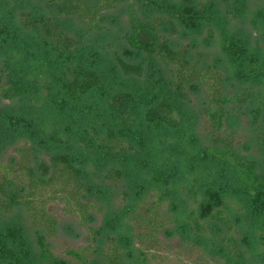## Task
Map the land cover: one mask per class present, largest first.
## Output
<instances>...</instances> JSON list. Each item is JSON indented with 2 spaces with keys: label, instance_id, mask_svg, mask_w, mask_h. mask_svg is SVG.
I'll return each mask as SVG.
<instances>
[{
  "label": "trees",
  "instance_id": "trees-1",
  "mask_svg": "<svg viewBox=\"0 0 264 264\" xmlns=\"http://www.w3.org/2000/svg\"><path fill=\"white\" fill-rule=\"evenodd\" d=\"M25 1L0 0V100L26 102L0 115V129L8 142L21 123L27 138L11 145L13 157H0V264L30 263L3 231L18 208L38 257L53 264L47 239L59 220L51 200L85 228L87 244L69 249L83 263L168 261L161 237L173 229L192 258L185 264H264V41L234 28L240 11L254 27L264 0H208L223 17H199L195 27L193 16L185 20L189 0H152L166 11L148 15L133 0ZM122 4L128 30L120 40L133 61L105 40L104 15ZM70 20L83 31L71 34ZM95 44V58H84ZM148 66L157 67L156 81L144 78ZM107 70L131 83H112ZM182 107L194 109L193 123ZM33 111L45 125L42 149L26 126ZM122 156L138 158L135 169L126 171ZM139 159L154 169L138 183ZM100 184L114 194L99 199ZM93 213L104 224L91 223Z\"/></svg>",
  "mask_w": 264,
  "mask_h": 264
},
{
  "label": "rangeland",
  "instance_id": "rangeland-1",
  "mask_svg": "<svg viewBox=\"0 0 264 264\" xmlns=\"http://www.w3.org/2000/svg\"><path fill=\"white\" fill-rule=\"evenodd\" d=\"M135 7L141 15H148L150 13H153L155 11L161 12V11H166L164 4L161 1H148L147 0H133ZM191 7H188L187 9H190L189 13H185V20L191 19V16L193 20L190 21V24H193L195 27L196 23L202 22L199 17H206V20L209 21H214L215 18H222L223 17V11L222 9L215 3L210 2L208 0H189L188 2ZM25 4H28L30 7L35 4H37V1H25ZM253 3V7H254ZM189 6V5H188ZM161 10V11H159ZM183 11V9H182ZM184 12V11H183ZM244 11L239 12V16H236L237 19L234 24V28L240 29V30H245L247 31L252 38H258L261 41H264V12H258L257 15L255 16V25L251 24V22L248 20L246 15L243 13ZM4 13H1L0 11V16L3 15ZM204 22L203 24H205ZM103 24L107 28V33H106V41L110 40L111 42L115 43L118 47L119 52L122 54L123 58L128 60V61H133L136 56V52L128 47L123 41H121L120 36L123 35L127 30H128V23H127V5L122 4L119 8L113 11H109L104 15V21ZM66 28L69 30L71 34H79L82 30V25L78 23L77 21H68L66 23ZM205 25L201 27V31L199 34L204 35V29ZM203 31V32H202ZM197 37V36H195ZM205 37V35L203 36ZM194 36H189V35H184L181 40H186V39H192ZM198 38V37H197ZM98 43V42H97ZM92 50L89 47H85L83 50V55L84 58H95L96 56L94 54V49H96L97 44L92 46ZM100 55L102 54L101 52L99 53ZM98 54V55H99ZM109 67V66H108ZM107 68V67H106ZM153 66H148L144 78H147V81H153L158 79L159 72L157 71ZM111 71L107 70V75H110ZM117 74V73H116ZM112 77V75H110ZM113 81L111 79V82H119L121 80L126 81V84L131 83L130 79H126L122 77L121 75H116ZM202 96L196 95L195 100L196 102H201ZM26 105L25 100L24 101H3L0 100V115H3L4 113H10V112H16L22 108V106ZM37 111H33V119L29 118L27 119L28 125L30 128L36 132L37 137L39 139L37 142L39 143L40 148H44L48 144L47 137L43 134L45 129V125L40 122V119L38 116H36ZM182 116L183 120L185 123H193L195 121V112L194 109L191 107H182ZM42 123V125H41ZM236 123H238L236 119ZM23 126L21 123L18 125H14L12 127V134L10 131L6 132L11 135H13V139L5 142L4 137H5V131L0 129V157L8 160L11 157H13V151H12V146L15 143L21 142L22 140L27 139L25 136H23ZM11 138V137H10ZM130 158V157H129ZM128 157L122 156V165L123 167H126L125 170L128 171L129 169L134 168L132 165H135L137 163L136 159H129ZM42 160V155H39L38 161ZM126 160V161H125ZM141 162L144 164L142 165L140 171L141 173L139 174L140 177L138 178L139 182L142 180L145 181V177H148V175L153 172L154 166L149 165L150 163L146 162L143 159ZM150 161L149 159H146ZM259 164H260V169L261 172L264 173V158L259 159ZM118 162V160H117ZM135 169V168H134ZM130 175V174H129ZM127 176V175H126ZM132 176V173L131 175ZM131 179V178H130ZM136 179V178H135ZM137 180V179H136ZM129 181V180H128ZM142 184V183H141ZM126 186H128L126 184ZM144 187V186H143ZM139 188V187H138ZM111 193L114 194V190L111 188V186L107 184H100V186L97 189V194L99 195V199H102L100 197H110ZM141 193V190H140ZM142 194V193H141ZM114 197L112 196L111 199ZM105 200V199H104ZM62 207H63V201L62 200H51L47 203V209L48 211L57 216L59 222L57 225V230L54 236H51L47 239V246L50 250V252L55 256L53 264H100L96 258L90 259L89 262L83 263L74 256L69 253V249H76L81 246H85L87 244V234L85 228L80 224V222L71 214H64L62 212ZM7 223L4 224L3 226V231H8L10 232L9 234V241L10 243L14 246V248L20 252L23 256L29 260V264H47L44 262L42 259H40L37 255V246L34 240V233L32 228L30 227L25 213L22 209H15V211L8 217ZM260 218H258L259 220ZM91 223L93 224H104V216H101L99 213H93V219L91 215ZM114 224V223H113ZM116 224V223H115ZM118 225V224H116ZM119 227L120 226H116ZM162 242L169 252V260H159L154 261V264H185L189 263L188 261H191V256L190 253L187 249V247H180L179 241H180V235L177 231L171 229L169 230V234H163L162 235ZM181 248L180 250V255H181V260L178 261L173 253H176V251ZM199 255L197 254L194 259H196L197 263H201L202 259L197 258ZM194 264V263H191Z\"/></svg>",
  "mask_w": 264,
  "mask_h": 264
}]
</instances>
